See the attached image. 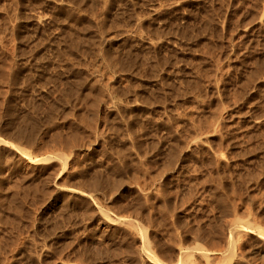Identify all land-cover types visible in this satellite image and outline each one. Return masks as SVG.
Here are the masks:
<instances>
[{
	"label": "rangeland",
	"instance_id": "374dc122",
	"mask_svg": "<svg viewBox=\"0 0 264 264\" xmlns=\"http://www.w3.org/2000/svg\"><path fill=\"white\" fill-rule=\"evenodd\" d=\"M202 250L264 264V0H0V264Z\"/></svg>",
	"mask_w": 264,
	"mask_h": 264
},
{
	"label": "bare ground",
	"instance_id": "6f19581e",
	"mask_svg": "<svg viewBox=\"0 0 264 264\" xmlns=\"http://www.w3.org/2000/svg\"><path fill=\"white\" fill-rule=\"evenodd\" d=\"M39 160L40 159H35V158H33V157H30L29 158V161L30 162H32V163H38L39 162ZM42 160H44V159H42ZM110 218V217H109ZM247 230V228H244V229H240V230H238V232L237 233H243V232H245V233H248V231H246ZM249 230V229H248ZM260 234H261V236H262V233L260 232ZM145 245H146V247H148V249H150L149 248V242L148 241H145ZM237 256V253L236 252H234V254H233V259L235 258ZM201 257H202V259L203 260H205L207 263H209V264H212V262H213V260H214V257H212L210 254H208L206 251H204V250H202L201 251ZM225 258H226V256H224Z\"/></svg>",
	"mask_w": 264,
	"mask_h": 264
}]
</instances>
